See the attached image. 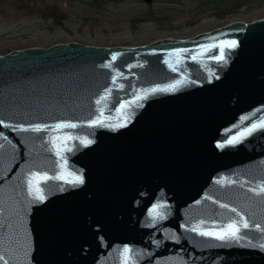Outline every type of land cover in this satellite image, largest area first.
<instances>
[{"label": "water", "instance_id": "1", "mask_svg": "<svg viewBox=\"0 0 264 264\" xmlns=\"http://www.w3.org/2000/svg\"><path fill=\"white\" fill-rule=\"evenodd\" d=\"M220 40L238 44L225 49L226 63L211 58L219 49L200 48ZM175 48L188 52L178 57ZM177 80L174 91H147ZM97 117L123 126L90 127ZM262 119L264 18L139 47L68 43L0 55V120L10 125H0L8 137L0 138V256L9 264H123L128 246L130 264H264V232L254 227H264V203L247 191L264 181V128L228 143ZM62 121L77 127L54 130ZM30 124L52 128L16 130ZM55 137L64 160L49 142ZM30 171L65 180L74 173L84 183L41 182V202L28 195ZM158 201L165 218L153 222ZM220 203L249 221L241 240L186 230L239 219Z\"/></svg>", "mask_w": 264, "mask_h": 264}, {"label": "rangeland", "instance_id": "2", "mask_svg": "<svg viewBox=\"0 0 264 264\" xmlns=\"http://www.w3.org/2000/svg\"><path fill=\"white\" fill-rule=\"evenodd\" d=\"M264 18V0H0V55L77 43L138 47Z\"/></svg>", "mask_w": 264, "mask_h": 264}, {"label": "snow or ice", "instance_id": "3", "mask_svg": "<svg viewBox=\"0 0 264 264\" xmlns=\"http://www.w3.org/2000/svg\"><path fill=\"white\" fill-rule=\"evenodd\" d=\"M215 40V38H210ZM238 46L236 40H220L218 42H214L208 45H201V49H219V54L214 55L211 58L218 63H226L225 59V49H235ZM185 52H188V49L185 48H175L173 49V54H176L178 57L180 54H183ZM120 55L119 52H113L112 57L115 60L116 57ZM193 60L196 59V55H192L191 57ZM167 63V61H165ZM103 67H112L111 65H103ZM170 68H172L173 71H176L172 65H169ZM122 75V73L120 74ZM118 77L114 76L113 77V84L117 82ZM183 83L182 80H177L175 83L170 84L164 88H155V89H150L147 91L151 92H156V91H174L179 85ZM121 87H123L121 85ZM110 94L109 89H105V96L101 97L96 101L97 104L101 103V100L105 99L107 95ZM144 97L142 96H137L136 99L140 100L143 99ZM121 109L125 107L124 104H121ZM243 119H247V117H242ZM0 125H3L4 127H10L9 124L5 123L3 120H0ZM88 125L90 127H95V126H107V127H121L123 125L121 124H116V125H104L103 121L97 117L96 119L89 120ZM77 127L76 124L67 122V121H62L54 126V130H61L64 128H75ZM257 127L264 128V119L253 123L251 127H247L243 129L242 131L238 132L237 135L231 137V139L228 140L229 144H235L238 139H242L245 134H251L254 130H256ZM52 128V126H49L47 124H30L27 127H24L23 125H17L16 130L18 131H31V132H36V133H41V132H46L49 131ZM0 138L3 140L7 141L8 137L4 136L3 133H0ZM66 139H71V137H66ZM60 137H55V138H50L49 142L52 143L53 147L56 148V155L60 157L61 160H64V157L61 155V148L63 147L62 144L59 143ZM80 142L82 144H91V140L81 139ZM221 145H218L220 147ZM4 145L0 144V148H3ZM66 150H71V149H66ZM69 176L71 179L65 180V177L63 175H57L54 177H50L46 172H38V171H30L27 176H26V181H27V190H28V195L33 199V200H38L43 202L45 200V196L43 194V189L41 188V182H47L50 179H60V180H65L66 183H72V184H83L84 180L83 177L80 175H75L74 173H69ZM218 184H224L225 181L223 179L216 181ZM228 184H232L233 181H227ZM241 187L244 185L241 184ZM248 192H251L254 196L260 197L261 202L264 203V181H262L260 184L256 185L255 187H249L247 189ZM206 199H211L210 197H206ZM199 203V201H197ZM213 203H218V201L213 200ZM167 205L163 202H157L152 205V208L149 210V216L153 218V222H155L156 218L159 219H164V212L163 209H165ZM219 207L228 209L229 211L236 213V216L239 217V219H229L226 224L219 228H206L204 227L205 221L200 220L198 223L193 224L190 228L186 229L187 231L195 232L197 235L208 238V239H214L217 241H222L226 242L229 240H234V241H239L243 237L241 235V229H246L250 230V224L249 221L245 218V216L238 211L236 207H230L229 204L226 203H220ZM255 229L257 231L264 232V227H262L260 224H255L254 225ZM260 247L264 249V244H261ZM131 252V249L128 246H124L122 255L124 257L123 264H130L131 258L129 257V253ZM27 255V250L25 249V256ZM0 260H4V264H9L8 260H5L3 256H0ZM134 264V262H132Z\"/></svg>", "mask_w": 264, "mask_h": 264}]
</instances>
